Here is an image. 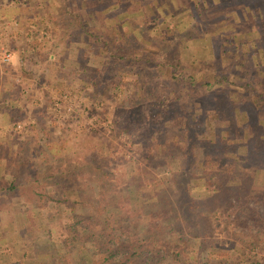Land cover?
Listing matches in <instances>:
<instances>
[{
    "label": "trees",
    "instance_id": "1",
    "mask_svg": "<svg viewBox=\"0 0 264 264\" xmlns=\"http://www.w3.org/2000/svg\"><path fill=\"white\" fill-rule=\"evenodd\" d=\"M45 1L44 9L48 11L50 8L52 14L49 11L46 16L42 13L41 17L37 12L40 16L33 21L37 29L50 33L52 27L59 28L61 34L69 31L74 36H82L86 45H97L95 52L101 54V61L104 58L106 74H100L103 80L98 83H94L97 80L93 78V73V76L84 77V82L86 87L88 81H91L93 93L102 100L109 93L116 97L123 92L121 88L126 84L124 76L129 74V62L135 66V69H132L136 71L133 74L136 77L143 68L151 74L152 78L148 81L141 78L133 80L139 93L133 92L137 96L128 110L127 118L131 123L116 127L111 136L121 144L131 130L136 129L137 134L143 135V151L140 155L145 159L139 170L152 178V173L160 174L165 169H170L167 178L161 177L160 182L149 189L145 184H141L143 175H140L139 170L130 176L136 192V197L132 198L135 206L133 210H137V219L132 220L126 212L127 205L119 202L115 191L110 190L112 184L106 177L108 172L107 164L103 162V143L100 142L95 148L92 145L89 147L97 155L90 156L82 166L87 170L91 169L90 173L93 175L80 180L73 178V174L64 168H61L63 173H60V166L54 168L47 164V158L32 170L30 159L26 158L24 173L19 170L22 166L21 158L15 160L11 170L9 169L12 172V180L7 183L10 191L18 188L14 180L16 175L20 174L29 186H32L30 182L40 185L52 184L55 195L58 189L71 181L76 183V193L83 190L93 192V196L80 197L78 194L73 199L54 200L58 206L54 207L53 214H61V211L71 214L70 218L58 226V238L53 240L58 264H264V215L250 206H264V138H259L262 142L260 148L254 146L255 140H251L248 145L245 144V152L240 154L227 148L228 143L233 140L227 136L225 127L212 125L218 114L224 110L230 92H234L238 97L235 99L236 103L243 95L250 92L254 94L253 84L250 81L233 83L228 74L218 72L215 68L206 79L204 69L193 66L192 63H183L179 55L181 50L176 48L181 39L191 37V33H188L189 27L181 28L175 19L172 20L175 24H171L170 39H167L166 31L133 29L132 17L134 19L141 16H134L135 13L127 10L131 7L129 0H96L97 5L106 4L104 8L112 9L107 10L111 13L112 25L105 36H92L90 33L88 35L80 14L74 9L67 11V17L61 15L60 9L65 8L67 0ZM138 2L141 3L142 15L145 14L146 18L152 16L150 20L147 18L142 23L144 27L153 23V19L154 22L165 21L167 24L166 20H160L157 15L158 5L167 12L166 2H162V5L159 0ZM167 2L173 3V0ZM43 17L51 23V27L45 26L46 20ZM196 22L194 19L193 24ZM28 23L23 27L24 31L27 30ZM125 26L126 32L122 30ZM198 29L202 28L196 23L195 30ZM31 41L33 46L39 43L35 39V33L32 34ZM144 41L157 46L158 49L145 47ZM41 49L38 48L35 52L39 56ZM174 56L177 60H172ZM45 57L47 58V55H44ZM26 61L22 59L21 70H30ZM101 61L100 66L105 70L104 62ZM19 98L17 92L9 94L0 90L1 100L14 103ZM258 98L261 97H254L253 101ZM28 100H23L20 112L14 108L7 113L10 115L18 112L16 116L25 113V103ZM242 104L251 106L248 100ZM179 111L182 114L179 116L181 126L175 129V141L179 144L180 151L175 159L167 154L163 155L159 146L154 144L157 138L161 137L158 144L167 136L164 120L174 117ZM37 119L41 126H47L43 121L45 116H38ZM145 120L151 121L149 125L144 123ZM50 143L55 145V142ZM58 150L52 147L49 151L53 154ZM39 151L43 153V150ZM1 157L4 161L1 170L4 172L0 173V178H4L5 170L10 168V161L9 157ZM173 164L176 167L172 168ZM70 167L72 170L79 168L75 165ZM28 171L32 174H26ZM206 191L220 195L216 209L209 208L207 198L204 194H199ZM127 198L131 199L128 192ZM61 202L71 204L69 211L59 205ZM19 205L14 206L7 202L6 207L0 208L2 221L13 218V222L19 215ZM86 209L91 214L83 215L82 210ZM215 212L221 216V225L216 223ZM100 216L101 222L98 220ZM239 227L246 228L245 232ZM250 228L253 229L252 233L249 232ZM52 230L48 225L47 233ZM216 230L219 237L215 236ZM41 248L45 250L44 247ZM187 249L190 250L189 253L186 252ZM21 255L29 254L22 251ZM35 256L36 253L30 254L32 258L28 264H49L47 261L37 260Z\"/></svg>",
    "mask_w": 264,
    "mask_h": 264
},
{
    "label": "rangeland",
    "instance_id": "2",
    "mask_svg": "<svg viewBox=\"0 0 264 264\" xmlns=\"http://www.w3.org/2000/svg\"><path fill=\"white\" fill-rule=\"evenodd\" d=\"M44 1L0 0V48H8L13 51V58L10 63L6 64L0 61V90L2 89L9 94L14 91L20 96L18 101L14 103L0 99V173L3 171L1 167L4 164L1 156L9 157L10 161V168L5 170L4 178H0V189H2L0 190V208L6 207L7 202H10L11 205L14 204V206L20 204L19 215L14 218L13 222H11L13 218L3 222L0 216V264H19L21 262L28 264L32 258L30 254L35 253L37 260H44L49 264H58L53 240L58 238V226L70 218L71 214L65 211H61V214H53L55 212L54 207L58 206L54 202L55 198L73 199L78 194L80 197L93 196L91 190L76 193L74 190L75 181L66 182L61 189L56 191L55 195L52 184L40 185L30 182L32 186H29L26 185L23 176L20 174L16 175L14 180L18 188L10 191L7 188V183L12 180V172L9 169L11 170L14 161L19 157L22 160L20 161L22 166L19 168L21 173H24L26 158L30 159L31 170L47 158V164H51L54 168L60 166L58 170L60 173H63L61 168H64L73 174V178L80 180V178L84 179L92 174L90 173L91 169L88 168L87 170L82 166L94 154L89 147L92 145L95 148L100 142L103 143V162L107 164L106 171L108 172L106 177L112 184L110 190L115 191L119 202L127 205L128 216L132 220L137 219V210H133L135 206L132 202V198L136 197V192L134 184L129 178L145 162V159H142L140 155V152L143 151L141 147L143 135L137 134L136 129L133 128L129 136L123 139L124 143L121 144L114 141L111 135L116 127L127 122L131 123V120L127 118L128 110L132 107L130 104L139 93L133 80L136 81V78L138 80L141 78L148 81L152 76L143 68L139 71L138 76L140 77H136L133 75L136 72L135 66L129 62L127 65L129 74L124 76L126 84L121 88L123 92L116 97L109 93L102 100L101 97L93 93L92 82L88 81L89 84H86V87V82H84V77L93 73L94 76H92L97 82L92 81L98 83L103 80L100 74H106L107 71L104 58L101 61V54L95 52L98 49L96 44L93 47L88 46L84 43L82 36H74L69 31L61 34L59 28L54 29L52 27L53 29L51 28L50 33L47 32V37L42 39L40 45L38 43L37 46H33L31 41L29 49H24L21 52L20 48H25L26 43H28L24 38L25 31L23 29L27 22L37 20L38 16L41 15L42 17V13L46 16L50 11L52 14L50 8L48 11L44 9ZM93 1L87 0V2L82 3L81 0H67L65 8L60 9L61 15L67 17V11L74 9L80 14L88 35L105 36L112 25L111 13L107 10L112 9L104 8L103 6L106 4L97 5V1ZM129 1L131 7L127 10L135 13L134 16H141L134 17V19L132 17L133 29L148 28L149 31L154 29V32L166 31L167 39H170L171 24H175L172 20L175 19L176 24H179L181 28L189 27L188 33H191V37L186 40L181 39L176 48L182 51L179 52V55L183 63H192L193 66H200L204 69L206 79L212 73L213 68L218 72L228 74L229 80L236 84L247 82L249 78L250 80L253 79L254 94L252 95L250 92L248 95H241V99L235 103V99L238 97L234 95V92H230L224 110L218 114V118L213 121L212 125L218 128L225 127L227 136L233 140L227 145L229 150L243 154L245 144L248 145L251 140H255L254 146L260 148L262 142L259 138H264V99L253 100L257 92L264 91V75L258 72L260 67H264V54L256 52L251 46L248 47L252 50H245L247 47L245 42L251 41L253 36H231V30L226 31V33L224 31L221 35L222 41L230 43L227 51L223 52L219 48L213 50L215 45L212 46V50L208 51L205 47L203 33H206L207 30L205 15L207 14V19L212 22L213 20L210 18L212 12L201 13L200 17L198 13L192 14L191 11L193 10L189 8L190 2L188 0H177L174 4L168 3V0H159V4L162 5V2H166L168 5L165 9L166 13L160 5H158L157 12L160 20H166L167 24L165 21L154 22L153 19L151 21L153 23L144 27L142 23L147 18L150 20L152 16L149 15L150 17L147 16L146 18L145 14L142 15L140 12L141 3L138 0ZM144 1L140 0V2ZM194 15L198 18L196 23L202 29L195 30ZM44 23L45 26L51 27V23L47 20ZM122 28L126 32V26ZM144 45L150 49H158L157 46H153L147 41H144ZM38 48H42L39 53L40 56L35 53ZM44 55H47V58H44ZM22 59L27 60L26 63L30 66V70H21ZM48 59H53V61H48ZM172 60H177V58L174 56ZM100 61L101 63L104 62L105 70L101 68ZM97 71L99 72L97 73ZM250 72L256 73L255 79L250 77ZM134 91L137 94H133ZM95 93L97 92L95 91ZM26 99L29 100L25 103L27 106L25 113L20 116H16L18 112H15L16 114L11 113L12 115L7 113L8 110L14 108L20 112L23 100ZM246 100L251 102L252 107L242 104ZM182 105L185 106V104ZM195 106H198L197 102ZM181 115L179 111L174 117L164 120L165 135L167 136L163 142L161 140L158 144L157 142L161 137L157 138V142L154 144L159 146L163 155L167 154L175 159L180 151L179 144L175 141V129L181 126L179 121ZM38 116H45L43 121L47 125L46 127L41 126L38 122ZM152 119L154 121V117ZM150 122L144 121L148 125ZM255 126L257 127L255 128ZM214 133L217 134L215 130ZM50 142H55V145L52 146ZM132 142L134 144H130ZM52 147L59 150L51 154L49 150ZM39 150H43V153H40ZM42 165H44L43 162ZM72 165L79 166V168L72 170L70 167ZM171 167H176V165L173 164ZM28 172L26 174H32L31 171ZM139 172L141 176L143 175L141 184H145L146 188L149 189L160 182L161 177L167 178L170 169H165L160 174L152 173V178L144 175L142 170ZM127 192L131 199L127 198ZM199 194H204V197L207 198L209 208L216 209L219 206V194L213 191ZM59 205H63L62 208H66L65 210L71 208V204L66 202H61ZM250 206L264 215V206L253 204ZM82 212L83 215L91 214L87 209L82 210ZM214 217L216 223L221 225L220 214L215 212ZM98 220L101 222L102 216L98 217ZM48 225L53 229L49 234L47 233ZM239 228L243 230L242 232L246 230V228ZM249 232L252 233L253 229L250 228ZM215 236H220L217 230ZM41 247H44L45 250ZM22 251L29 255H21ZM189 251V249L186 250L187 253Z\"/></svg>",
    "mask_w": 264,
    "mask_h": 264
},
{
    "label": "crops",
    "instance_id": "3",
    "mask_svg": "<svg viewBox=\"0 0 264 264\" xmlns=\"http://www.w3.org/2000/svg\"><path fill=\"white\" fill-rule=\"evenodd\" d=\"M176 1L173 0V4ZM188 1L190 2L189 8L193 10L191 11L192 14L198 13L201 17V13L205 12L206 14L212 12V17H210L213 20L212 22H209L210 20L207 19V14L205 15V27L207 30L205 29L206 33H203L205 37L204 42L206 43L205 47L208 51L219 48V50L226 52L230 47V43L222 41L223 37L221 35H223L224 31L226 33V31L231 30V36L252 35L251 41L245 42L247 46L245 50H252L254 48L256 52L264 54V0ZM194 18L198 20L196 15H194ZM248 46H251L252 49ZM258 72L264 75V67H260ZM255 75L256 73L250 72L251 78H254ZM252 80L250 78L248 79L251 83L253 82ZM256 96L263 99L264 91L257 92Z\"/></svg>",
    "mask_w": 264,
    "mask_h": 264
},
{
    "label": "built area",
    "instance_id": "4",
    "mask_svg": "<svg viewBox=\"0 0 264 264\" xmlns=\"http://www.w3.org/2000/svg\"><path fill=\"white\" fill-rule=\"evenodd\" d=\"M15 25V23H13ZM35 33V39L40 43L43 38L47 37V32L44 29H37L35 24L33 22H29L27 25V30L24 32V38L26 40V47L25 48H20L21 52L23 50L29 49V45L31 42L32 34ZM13 58V51L8 48H0V61L2 63H10L11 59Z\"/></svg>",
    "mask_w": 264,
    "mask_h": 264
}]
</instances>
